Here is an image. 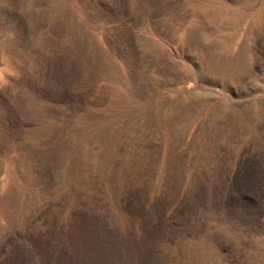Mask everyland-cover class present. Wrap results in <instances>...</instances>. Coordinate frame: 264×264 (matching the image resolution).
<instances>
[{"label": "rangeland", "instance_id": "rangeland-1", "mask_svg": "<svg viewBox=\"0 0 264 264\" xmlns=\"http://www.w3.org/2000/svg\"><path fill=\"white\" fill-rule=\"evenodd\" d=\"M0 264H264V0H0Z\"/></svg>", "mask_w": 264, "mask_h": 264}, {"label": "bare ground", "instance_id": "bare-ground-1", "mask_svg": "<svg viewBox=\"0 0 264 264\" xmlns=\"http://www.w3.org/2000/svg\"><path fill=\"white\" fill-rule=\"evenodd\" d=\"M233 37H234V36H233ZM221 41H222V40H221ZM221 44H222V43H221ZM197 45H198V44H197ZM222 46H223V45H222ZM219 48H220V47H219ZM219 48H218V49H219ZM229 50H230V49H229ZM226 51H227V50H226ZM219 52H220V51H219ZM230 54H231V53H230ZM203 55H204V54H203ZM227 58H228V57H227ZM240 60H242V58H241ZM240 60H239V61H240ZM242 61H243V60H242ZM225 62H227V61H224V63H225ZM221 63L224 64L223 62H221ZM225 64H226V63H225ZM213 68H214V67H213ZM223 68H224V67H223ZM232 76H233V75H232ZM203 94H204V93H203ZM199 95H200V94H199ZM201 97H202V96H201ZM205 97H206V96H204V98H205ZM205 99H206V98H205ZM173 114H174V113H173Z\"/></svg>", "mask_w": 264, "mask_h": 264}]
</instances>
